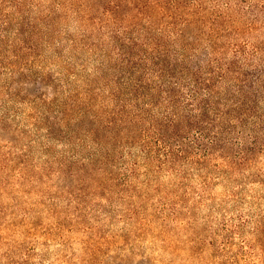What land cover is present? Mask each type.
Segmentation results:
<instances>
[{"label": "rangeland", "instance_id": "374dc122", "mask_svg": "<svg viewBox=\"0 0 264 264\" xmlns=\"http://www.w3.org/2000/svg\"><path fill=\"white\" fill-rule=\"evenodd\" d=\"M115 10L95 9L92 18L112 20ZM62 25L63 43L55 48L64 54L63 29L73 38L82 34L74 22ZM35 26L43 32L0 30L3 45L11 41L8 57L20 55L12 83L31 97L12 100L6 84L0 90V264H264V101L255 116L236 108L233 115L243 118L232 120L229 132L218 134L219 123L205 131L207 119L204 134L182 133L181 148H112L114 165L94 167L87 163L99 149L93 142L48 140L41 123L59 115L53 104L59 88L82 89L87 76L99 77L101 56L71 77L65 58L53 64L51 32ZM32 38L40 57L27 48ZM100 39L119 52L106 35ZM13 77L0 66L1 84ZM37 95L35 102L46 100L54 112L33 105Z\"/></svg>", "mask_w": 264, "mask_h": 264}, {"label": "trees", "instance_id": "16d2710c", "mask_svg": "<svg viewBox=\"0 0 264 264\" xmlns=\"http://www.w3.org/2000/svg\"><path fill=\"white\" fill-rule=\"evenodd\" d=\"M36 1L0 0V30L7 32L6 26L14 25L23 35H32L43 32L36 24L46 22L48 28L44 27L55 38L46 40L53 64L65 58L63 69L71 77L91 56H101L99 77L87 76L82 89L71 84L66 97L59 88L53 101L59 115L40 122L47 125L48 140L93 142L99 149L87 163L94 167L114 165L112 148H181L182 133L195 129L204 134L207 119L210 127L205 131L219 123L221 135L231 130L232 120L261 110L264 0H51L45 7ZM111 4L116 9L112 20L92 18L95 9ZM29 6L39 9L40 16H32ZM64 22H74L82 37L73 38L66 26L69 45L61 54L55 47L63 43L57 34ZM103 35L115 43L118 53L101 42ZM33 40L27 48L31 57H40ZM11 46V41L3 45L0 39V66L14 76L0 82V90L4 93L6 84L9 97L24 102L31 97L12 83L20 55L10 59ZM30 62L29 58L23 65ZM38 98L42 99L37 95L30 102ZM33 105L49 106L54 112L44 99ZM236 108L243 117L233 115Z\"/></svg>", "mask_w": 264, "mask_h": 264}]
</instances>
